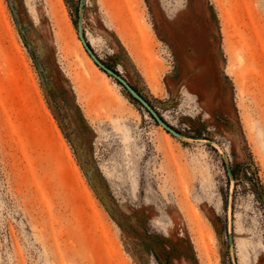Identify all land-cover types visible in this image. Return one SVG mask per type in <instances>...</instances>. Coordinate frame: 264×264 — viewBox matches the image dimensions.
<instances>
[{"label": "rangeland", "instance_id": "1", "mask_svg": "<svg viewBox=\"0 0 264 264\" xmlns=\"http://www.w3.org/2000/svg\"><path fill=\"white\" fill-rule=\"evenodd\" d=\"M0 264H264V0H0Z\"/></svg>", "mask_w": 264, "mask_h": 264}, {"label": "water", "instance_id": "2", "mask_svg": "<svg viewBox=\"0 0 264 264\" xmlns=\"http://www.w3.org/2000/svg\"><path fill=\"white\" fill-rule=\"evenodd\" d=\"M154 115V117L156 118V120L158 121V122H160V119L155 115V114H153ZM161 123V122H160ZM162 125H163V127L165 126L163 123H161ZM166 129H168V131H170V129L169 128H167L166 127Z\"/></svg>", "mask_w": 264, "mask_h": 264}]
</instances>
